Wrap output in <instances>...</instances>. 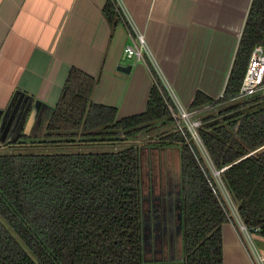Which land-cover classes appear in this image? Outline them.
<instances>
[{
  "label": "trees",
  "instance_id": "1",
  "mask_svg": "<svg viewBox=\"0 0 264 264\" xmlns=\"http://www.w3.org/2000/svg\"><path fill=\"white\" fill-rule=\"evenodd\" d=\"M103 12L112 27L123 20L116 0ZM258 44L264 0H252L223 97L198 90L190 105L215 108L198 129L209 159L177 127L143 140L181 148L183 264H223V224L233 216L215 171L243 224L264 226V92L237 98ZM96 84L72 68L44 139L0 152V264H145L139 146L80 150L129 142L174 118L160 80L146 110L120 120L116 107L92 101Z\"/></svg>",
  "mask_w": 264,
  "mask_h": 264
},
{
  "label": "crops",
  "instance_id": "2",
  "mask_svg": "<svg viewBox=\"0 0 264 264\" xmlns=\"http://www.w3.org/2000/svg\"><path fill=\"white\" fill-rule=\"evenodd\" d=\"M107 1L0 0V110L21 93L55 108L77 68L97 79L92 101L116 107L118 120L143 113L154 81L145 63L125 53L131 24L145 33L160 74L185 107L198 90L219 98L252 0H120L125 19L115 27L103 12ZM43 123L19 142L39 141ZM232 216L223 224V264H264V236L248 238ZM152 238L145 264H183L182 242L159 258Z\"/></svg>",
  "mask_w": 264,
  "mask_h": 264
},
{
  "label": "built area",
  "instance_id": "3",
  "mask_svg": "<svg viewBox=\"0 0 264 264\" xmlns=\"http://www.w3.org/2000/svg\"><path fill=\"white\" fill-rule=\"evenodd\" d=\"M116 6L122 14V17L125 19V8L120 0H116ZM126 17L129 18V16ZM131 29V34L134 36L133 44L126 46V55L130 58L134 57L137 59V61L146 64L149 71L151 72L154 84L157 83V80L161 81L164 90L167 93V97H165L166 102L168 104L169 110L171 111L172 117L174 118V122L177 125V128L184 135H186V132L188 131L194 138L196 143L201 147V149L205 151L198 132V129L202 124V118L200 116V113H202L203 108L190 109L188 107H185L180 102V100L175 94L173 86L169 84L163 74H160L161 72L159 69V65L157 64L155 57L151 53L145 33L143 31L138 30L132 24ZM261 91H264V46L258 44L254 47L251 53L249 63L244 78L242 80V84L238 92L237 98L244 99L252 97ZM223 95L224 91L221 93L219 98L223 97ZM207 108H211V106H206V109ZM216 173L219 175L220 172L216 171ZM223 191L225 192L224 187ZM227 196L228 194L226 195V197ZM232 206L233 207H230L231 211L234 212L235 217L240 223L241 230L246 236H248V238L251 239L254 234L264 236V226H256L251 228L247 227L241 221L235 206L233 204Z\"/></svg>",
  "mask_w": 264,
  "mask_h": 264
},
{
  "label": "rangeland",
  "instance_id": "4",
  "mask_svg": "<svg viewBox=\"0 0 264 264\" xmlns=\"http://www.w3.org/2000/svg\"><path fill=\"white\" fill-rule=\"evenodd\" d=\"M213 109L215 108L206 109L205 106L202 110V113H200V116L201 117L207 116L212 112ZM176 127L177 125L175 124V122H171L166 126L157 129H147L143 131L141 135H138L136 138L130 140L129 142H125V143L115 142L113 144L109 143V144H97V145L95 144L87 147H82L80 151H111L135 144L139 146V150H140L141 180H142V189L144 195L146 196L148 194L150 196V192L158 190V188H160L163 185L164 186L166 185L164 189L166 193L169 194L172 192H176V188L178 186L177 184L178 182L180 183L181 180V148L178 145L175 146L149 145L147 142H144L143 140L149 139L150 137H155L165 130L175 129ZM44 137L45 136L44 135L42 136L40 133V135L36 139L43 140ZM118 137L124 138L125 135L123 132H120ZM7 150L8 147L0 146V152H5ZM77 150L79 149L75 147L66 148V151H77ZM204 154L206 155L207 159H209L205 151ZM215 175L223 190V185L221 183L220 176L217 173ZM147 185L151 187L150 191ZM223 193L227 195L226 191L225 192L223 191ZM227 197L230 202L229 203L230 207H233L232 206L233 203L231 199L229 198V196ZM144 204H145V200L143 203V208H144V213H146L145 211H147L146 210L147 206H145ZM179 241L180 243L182 242L183 244L182 238ZM168 246H169L168 249H170L169 253H171L173 244H169ZM173 252H175V249H173ZM165 257L167 258V254L165 255Z\"/></svg>",
  "mask_w": 264,
  "mask_h": 264
},
{
  "label": "water",
  "instance_id": "5",
  "mask_svg": "<svg viewBox=\"0 0 264 264\" xmlns=\"http://www.w3.org/2000/svg\"><path fill=\"white\" fill-rule=\"evenodd\" d=\"M118 70L129 73L131 71V66H119ZM53 111V107H49L31 96L22 93L19 96L17 95L6 110H0V146L19 142L22 136L29 134L34 124L38 126L42 120H44L41 126V135L43 136L47 131V126ZM179 201L181 202V198ZM180 209L182 210V205ZM180 220L182 233V213L180 214ZM142 231L143 255L145 259L146 255L153 251V238L149 216L146 215L144 211H142Z\"/></svg>",
  "mask_w": 264,
  "mask_h": 264
},
{
  "label": "flooded vegetation",
  "instance_id": "6",
  "mask_svg": "<svg viewBox=\"0 0 264 264\" xmlns=\"http://www.w3.org/2000/svg\"><path fill=\"white\" fill-rule=\"evenodd\" d=\"M181 183V184H180ZM178 182L176 192L166 193L164 187L161 186L156 191L150 192V196L142 195V205L145 200V206H147L146 215L149 216V222L152 227V234L154 238V246H156L160 251L157 252V256L163 258L164 255L169 253V244H173L175 252L178 250L180 233H181V220L180 214L182 210L180 206L182 204V180ZM168 185V184H167ZM149 187L150 191V186ZM181 192V195H180ZM181 198V202L179 201ZM149 203V204H148ZM144 211V208H143ZM182 224H183V213H182ZM183 231V227H182ZM183 234V232H182Z\"/></svg>",
  "mask_w": 264,
  "mask_h": 264
}]
</instances>
